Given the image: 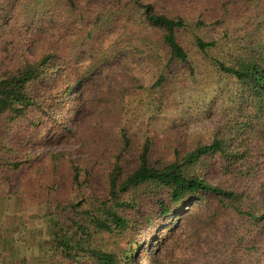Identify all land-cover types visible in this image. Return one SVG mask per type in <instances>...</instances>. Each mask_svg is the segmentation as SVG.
Masks as SVG:
<instances>
[{"label":"trees","instance_id":"obj_1","mask_svg":"<svg viewBox=\"0 0 264 264\" xmlns=\"http://www.w3.org/2000/svg\"><path fill=\"white\" fill-rule=\"evenodd\" d=\"M156 1L160 5L165 0ZM133 2L139 11L111 2L87 16L78 0H32L23 6L20 0H0V181L10 184L14 197L52 208L46 215L47 257L41 264H142L134 257L142 228L155 227L192 196L207 204L213 199L212 216L236 214L246 233L264 228V207L252 196L258 184H264V143L257 137L264 126V0H241L246 23L232 30L238 46L229 41L228 28L220 41L194 34L198 55L226 79L225 91L212 87L216 92L212 97L191 87L194 98L207 108L212 103L219 106L223 99L234 112L226 119V128L217 127L219 132L210 139L196 140L187 150L170 143L163 154L155 150V129L138 127L150 124L149 114L155 118L168 112L172 80L183 88L190 74H196L193 58L198 59L192 41L182 32L205 23L192 22L163 5L158 9L153 0ZM33 4L41 5L42 11ZM57 4L71 19L74 36L60 45L47 42L39 32L44 27L41 17L54 12ZM9 16L15 22L2 33ZM109 29H115L117 36L105 46L102 39ZM127 46L165 52L166 63L154 83L146 87L134 77L135 92L100 91L95 98L105 104L98 119L78 116L77 128L69 129L59 114L71 83L77 84ZM225 46L230 53L226 61ZM55 123L80 137L87 155L37 153L45 132ZM90 127L94 130L86 133ZM61 166L69 168V184L86 192L79 201L63 202L58 194L55 177ZM214 175L232 177L234 187L214 184L210 180Z\"/></svg>","mask_w":264,"mask_h":264},{"label":"rangeland","instance_id":"obj_2","mask_svg":"<svg viewBox=\"0 0 264 264\" xmlns=\"http://www.w3.org/2000/svg\"><path fill=\"white\" fill-rule=\"evenodd\" d=\"M32 0H20L21 5H27ZM87 10V16H92L97 10L110 6L111 2L119 6H132L139 11L134 0H78ZM155 6L160 5L171 10L175 9L190 17L193 21L204 20V25L197 29L182 32V36L192 41L191 48L196 53V74H190L191 80L183 88L176 87L175 81L168 85L171 100L168 101L169 110L153 117L147 118L150 124L139 126L145 130L151 125L156 132V152L167 153L171 144L182 150L189 149L196 140L210 139L215 133L226 128V119L234 112L228 109L222 99L219 106L211 104L207 108L205 103L194 98V89L197 87L216 95L212 87H217L223 93L226 79L217 68L211 66L202 55H198L193 45L194 34L201 35L207 40H223L224 30H231L230 40L237 43L239 39L233 34L240 24L245 25L242 17L241 0H165L159 5L153 0ZM33 6H35L33 4ZM39 11L41 5L35 6ZM49 16H42L43 22L39 32L44 40L57 45L65 39L73 38L72 21L61 4L54 6ZM15 22L14 17L5 19L2 33L7 31ZM5 30V31H4ZM229 30V33H230ZM233 30V32H232ZM264 31V28L262 27ZM115 29L106 31L102 42L109 45L116 38ZM5 37V36H4ZM186 40V41H187ZM227 40V39H226ZM229 49L224 47L222 58L227 60ZM157 57V58H155ZM166 63L165 52L155 48L124 47L116 53L114 59L103 62L95 71L84 76L77 84L71 83V90L62 97L59 117L66 119L69 129L77 128V117L86 120H97L103 111L102 98H95L100 91L119 90L128 93L135 92L133 78L140 80L141 84L149 87L158 77ZM225 77V76H224ZM68 78V76H67ZM70 80V78H69ZM183 80L186 77L183 76ZM192 87V88H191ZM195 88V91H198ZM200 91V90H199ZM225 91V90H224ZM180 95V96H178ZM239 104V100L237 101ZM71 105V108L67 107ZM221 105V106H220ZM146 108L147 105L144 104ZM236 106L230 103V107ZM74 107L76 110H74ZM77 107V108H76ZM112 119L115 120V111L112 110ZM156 120V121H155ZM90 122V121H87ZM95 121H93V124ZM90 127L86 133L93 131ZM264 143V126L259 129L258 136ZM80 137L70 134L61 128L58 123L51 124L45 132V139L40 142L37 153L51 155L53 152H63L73 158H82L87 155L81 150ZM56 175L60 183L58 193L63 202L68 200L79 201L86 192L75 189L69 184V168L61 166ZM211 182L223 188H232L235 181L232 177H210ZM253 190V198L264 207V184H258ZM9 192V193H8ZM10 184L0 181V263L4 264H41L47 257L45 254V240L48 236L47 216L52 212L51 207L40 206L24 201L20 196L14 197ZM212 199L210 204L200 200L198 196L188 199L181 209L172 211L164 216L160 223L153 228L144 226L142 235L135 239L138 251L134 257L142 264H264V228L256 234L246 233L242 219L231 211H225L212 216L216 205ZM144 257V258H143Z\"/></svg>","mask_w":264,"mask_h":264},{"label":"crops","instance_id":"obj_3","mask_svg":"<svg viewBox=\"0 0 264 264\" xmlns=\"http://www.w3.org/2000/svg\"><path fill=\"white\" fill-rule=\"evenodd\" d=\"M0 264H4V262H1Z\"/></svg>","mask_w":264,"mask_h":264}]
</instances>
